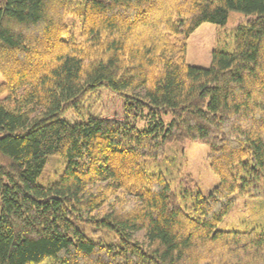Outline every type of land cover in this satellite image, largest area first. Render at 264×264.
I'll list each match as a JSON object with an SVG mask.
<instances>
[{
	"label": "trees",
	"instance_id": "obj_1",
	"mask_svg": "<svg viewBox=\"0 0 264 264\" xmlns=\"http://www.w3.org/2000/svg\"><path fill=\"white\" fill-rule=\"evenodd\" d=\"M234 12L190 65V37ZM0 75V264H264V228L218 229L264 199V0H0ZM187 140L207 196L146 170Z\"/></svg>",
	"mask_w": 264,
	"mask_h": 264
},
{
	"label": "rangeland",
	"instance_id": "obj_2",
	"mask_svg": "<svg viewBox=\"0 0 264 264\" xmlns=\"http://www.w3.org/2000/svg\"><path fill=\"white\" fill-rule=\"evenodd\" d=\"M244 16L235 12L231 13L228 25L223 29L220 28L223 32L219 31L218 26L202 25L188 40V63L192 66L208 68L219 39L227 35H223L225 32L230 34L237 23L245 20ZM1 83L2 77L0 75ZM207 156L208 147L206 145L188 140L177 142L166 148L163 159L148 160L146 170L153 173H164L168 180H171L173 189L178 195L201 193L207 196L219 184L218 177L210 169ZM66 165L64 158L50 157L40 182L56 181L65 170ZM255 228L260 230L264 228V199L262 198L240 199L218 227L220 231H243ZM83 230L88 236L98 240L108 238L103 231L93 233L97 230L95 228L84 227ZM44 264L52 263L47 261Z\"/></svg>",
	"mask_w": 264,
	"mask_h": 264
}]
</instances>
